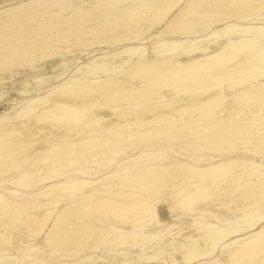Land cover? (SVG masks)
Returning <instances> with one entry per match:
<instances>
[{
	"label": "bare ground",
	"instance_id": "6f19581e",
	"mask_svg": "<svg viewBox=\"0 0 264 264\" xmlns=\"http://www.w3.org/2000/svg\"><path fill=\"white\" fill-rule=\"evenodd\" d=\"M85 2L64 0L61 10L49 13L69 14V20L76 14L85 13L81 7ZM142 2L112 13L106 21H99L90 29L80 31L78 37L85 36V41L76 45L96 44L99 42L95 37L97 29L109 31L116 25L123 26L120 36L139 34L136 27L142 18L153 16L154 20L144 29L171 17L164 27L161 26L162 29L160 27V35H170L190 25L192 19H199L198 25L210 30L207 40L201 43L197 36L191 40V36L181 40H165L154 46L156 59L152 62L144 59L145 47L137 46L134 50L141 55L132 64L124 66L127 69L122 70L121 79L116 78L112 70V73L99 75L98 70L105 66L104 63L81 66L50 92L41 96L38 94L39 97L33 98L26 109L14 110L8 117L0 118V174L3 175L10 167L19 166L41 149L43 152L35 161L46 165L45 170L33 168L18 174L17 179L2 177L0 180V217L16 222L14 232L17 239L29 241L28 248L21 247L20 256L17 252L18 264H25L24 257H29L31 264H47L46 247L51 255L64 253L69 258L73 257L74 260L68 264H93L99 257L105 264H132L142 259L173 264L174 257L169 261L161 257L169 249L172 234L155 240L160 234V220L156 212L159 199L154 197L161 186L166 188L169 185L166 177L171 171L175 175H183V179H193L192 187L188 190L181 187L174 197L169 198V207L175 213L186 208L187 212L193 211L196 215L214 213L217 220L221 215L226 217L218 210L195 205L207 199L206 181L217 184L220 189H229L217 198L220 200L240 190L234 206L249 204L254 209L264 202V165L263 161H257L260 157L264 158V25L227 23L228 18L259 15L257 12L264 9V0ZM207 15L211 20L206 19ZM0 20V23L11 25L20 18L15 12H10ZM217 23L222 26L211 31ZM37 24L38 33L29 34L21 41L24 44L27 41V46L32 48L30 57H34L38 49L39 56L52 52L44 47L37 48L45 35L43 27L46 25L41 22ZM13 44L7 42L5 46L10 52H18L19 49ZM2 49L0 59L5 58ZM123 53L131 54L133 48L116 49L112 54L115 56L108 63L121 64L127 59ZM158 56L162 59L159 60ZM150 65L153 66L152 72L147 70ZM127 109H131V116H127ZM214 111L218 116L207 120V115L211 116ZM184 114L188 116L187 120ZM211 128H216L213 133L208 131ZM180 129L187 132L186 135L201 133L200 146L206 151L213 140L215 148L221 149L220 153L216 151L222 157L217 159L216 152H211L209 156L187 154L188 161L178 158L164 161L161 150L141 154L137 162L129 161L133 164L130 165L131 169L138 164L136 168L142 176L156 179L161 175L162 179L161 184L144 188L145 194L138 187L129 185L137 183L133 173L121 176V180L114 179L115 182L111 183L105 182L110 179V171L105 169L103 175L98 177V170L88 167L90 163L98 168L112 164L117 155L119 157L133 145L170 137ZM49 140L52 142L46 144ZM232 140L237 141V145L232 146ZM154 156H157L156 163L150 162ZM191 160L194 163H190ZM84 161H87V165L66 172L65 168H75L74 165H82ZM236 166L239 170L234 173L233 167ZM33 170L41 173L42 179L38 182L32 177ZM226 175L230 177L229 181H226ZM240 179H243L244 186L250 183L251 189H237ZM103 212L119 217L122 224L114 227L108 215H102ZM254 214L252 217L244 215L239 221L245 223L244 229L251 227L243 237L244 242L216 260L204 258L213 252L217 242L230 235V231L221 224L193 218L192 230H197L198 234L204 230L206 232L199 237L202 246L194 241L186 244L183 262L264 264V255H261L264 252V224L254 231L255 226L264 221V216ZM188 234H185L186 238ZM38 238L39 241H36ZM148 242L151 243L146 245ZM101 244L106 248L98 254L96 249ZM33 246L35 251H31ZM130 247L139 249L135 252ZM8 249L9 245L0 240V250L5 252ZM132 252L136 254V259H133ZM14 259L0 256V264H13Z\"/></svg>",
	"mask_w": 264,
	"mask_h": 264
},
{
	"label": "rangeland",
	"instance_id": "374dc122",
	"mask_svg": "<svg viewBox=\"0 0 264 264\" xmlns=\"http://www.w3.org/2000/svg\"><path fill=\"white\" fill-rule=\"evenodd\" d=\"M54 1L55 0H0V18L5 17L6 15L8 16L10 12H15L16 14L19 15L20 18L18 22H13V24L11 25H5L4 23H0V49L3 47L2 53L4 54L5 57L0 59V118L8 117L9 115L13 114L14 110L26 109L27 108L26 106L27 105L29 106L31 104L33 98H37L42 94L50 92L52 88L55 87L58 83L63 82L67 79V77H70L72 73L76 70V68H80L81 66H86V65H93L94 63L100 62V63H104L105 66L106 65L108 66L105 67L103 65L102 68L98 70L99 75L104 76L106 74L112 73L113 71V75L116 78L121 79L123 77L120 75L122 70L127 69L124 68V66L127 67L128 65L132 64L133 60L139 58L141 55L139 51L134 50L136 49L135 47L137 46L145 47V53L143 54L144 59H147L152 62L156 59L154 58L156 56L155 54L156 49H154V46L159 45L163 41L168 39L181 40L187 36H191L190 37L191 40L193 36H197L200 39V42L202 43L207 40V37L209 36L207 35L208 31L210 33V30H204L203 28H201V26L198 25L199 19H192L191 21L192 23L187 27L181 28L170 35L168 34L160 35L159 31L162 29L161 26L164 27L169 22L171 17L169 18L168 16L158 25H155L148 29H144V26L146 24L150 23L151 20H154L155 17L153 16L151 18H142L141 22L136 27V29L139 30V34L136 35L130 34L124 37L120 36L121 31L123 30V26H118V25L112 27L111 29L109 28L108 29L109 31H106L105 28H99L95 33L96 35L95 37L100 43L98 42L90 46H86V45L77 46L76 45L77 43H84L83 41H85V36L78 37L80 31H86L90 29L92 26L96 25L99 21H106L107 17H109L110 15H113L127 7H132L134 6V4L135 5L143 4L142 2L143 0H86V2L81 5V7L83 11L87 14L79 13L69 20H67L69 14L52 15L51 13H49L51 11L61 10L64 7V5L62 4L64 0H57L56 2ZM107 7H111V9L108 10ZM261 10L257 12L259 13V15L253 14L245 18H241V17L228 18L227 23L230 22L242 23L247 25L251 22L257 25H264V9ZM206 19L211 20L210 15H207ZM37 22L46 24L43 27L45 35L43 37V40L40 41V44L37 46V48L44 47L45 49L50 50L52 52L47 56H39L40 50L38 49V51L34 52L33 55L34 57H30L32 48L27 46L28 45L27 41L25 42L26 44L22 43L21 41H24L26 36H28L29 34L35 35L38 33V29H36V27L38 26ZM221 26L222 24L220 23L214 24L213 27L211 28L212 29L211 31H215ZM106 39H108L109 41H106ZM54 40H58L59 42L55 43ZM7 42L8 43L11 42L12 44L14 43L13 45L17 49H19V51L10 52V50H8L5 46ZM128 46L129 47L131 46L133 48V53L131 54L123 53L124 56H127V59L124 62L116 65L108 63V60L113 56H115V54L113 56L112 54L116 49L121 47L124 48ZM107 51L109 53H107ZM158 57L157 58L159 60L162 59V57L160 56ZM147 70L152 72L153 66L152 65L148 66ZM38 94L39 96H37ZM217 114L218 113H215L214 111V114H211V116L207 115L206 119L207 120L213 119L215 116L216 117L218 116ZM131 115H132L131 109H127V116H131ZM183 117L186 120L188 119L187 118L188 116H186V114H184ZM213 129L216 128H211L208 131H210V133H213L214 132ZM186 133L187 132L180 129L175 133H173L170 137L165 136L159 140L146 141L145 143L133 145L131 148L127 149L126 152L123 151V153L119 154V157L117 155L116 160L114 159V161L111 162L112 164L109 163L111 166L109 164H106L107 165L106 167V165L104 164L102 165L103 167L100 165L101 167L99 166L100 168H98L97 165L90 163L88 164L89 165L88 167H91L94 170H98V173H96L98 177H100V175H103L105 169L110 171L111 173L110 179L105 180V182L112 181L111 183H114L117 178L121 180L123 176H126L128 174L130 175L133 173L136 177L137 183L136 184L130 183L129 185H131L132 187H138L139 189H141L142 193L145 194L144 188L149 187L151 185L157 186L158 184H161L162 179H161V175H159L156 179H153L152 176L149 177L142 176L141 173L136 168L138 164H135L132 167L133 170L131 169L130 165L133 164L129 163V161L137 162V158L139 157V155L144 153H150L151 152L150 150L152 151L161 150L162 152L161 154L165 158L164 161H172L177 158L183 161L184 160L188 161L189 157L187 154H194L196 156H209L211 152H216V155H218L221 152V149H218L219 147L216 146L215 148L214 145L215 142H213V140L211 141L210 144L211 146H209L207 151L205 148H201L200 143H201V138L203 137L201 133H197V132L192 133L189 134L190 136L186 135ZM262 139L264 140V136L262 137ZM234 141L235 140L231 141L232 146L237 145V141L235 142ZM51 142L52 141L49 140L47 141L46 144H50ZM216 150L219 151V153ZM42 152L43 149L37 150L34 152L33 155H31V157L28 160H26L23 163H20L19 166L10 167L9 169H7L6 172L3 173V175L7 173L5 176L0 174V178H1L0 180H2L3 178L9 179L12 177L13 178L11 180L17 179L19 177L18 174H22L26 170L28 171L33 168H38V169L40 168L42 170H45L46 167L44 168V166L46 165L43 162L35 161L39 158ZM177 152L181 154H178ZM262 152H264V149L262 150ZM233 153H231L230 155H234ZM125 155L126 157H124ZM155 157L157 156L151 157L152 160H150V162L156 163L157 160L155 159ZM220 157L222 156L218 155L215 158L219 159ZM257 161L258 162L263 161L262 164L264 165V158L260 157L259 159H257ZM192 162L193 161L191 160L190 163ZM31 164L33 165L31 166ZM83 165H87V161H84L82 165L81 164L74 165L75 168L73 166L67 167L65 168V170L66 172L70 170L68 172L70 173L72 171V168L73 170H76V167L77 169H79ZM34 170L32 177L34 178L35 182H38L39 180L42 179V176L41 173H39V171L36 172ZM237 170H239L237 166L233 167L234 173H237ZM118 172L120 175L118 174ZM172 172L173 171L168 172L169 175L166 177L168 181H170L169 185L166 186V188L165 186H161L157 190V193L155 194L154 197L159 199L156 205V212H157V218L158 220H160V227H158L160 230L157 228L160 234L155 240L157 241L164 239L169 234H172V240L169 249L165 253H162L161 257L168 261L174 257L172 261L173 264L187 263V262H183V260L185 259L184 256L187 251L186 244L189 241H194L196 244L202 246V243L199 242V240L201 241L199 237L201 234L205 233L206 230L202 231V233L200 232L199 234L197 230H192L193 226H191L192 225L191 221L193 218L195 217L202 218L209 222H213L219 225L221 224V226H223L224 228L228 229V231H230V235L217 242L214 245L213 252L209 255H206V258H204V259L210 258L211 260H216L225 256L227 252H229L234 248V246L238 244H242L244 242L243 237L244 235L247 234V231H249V229L251 228L249 226L244 229L243 227L245 223L239 222L244 215H248L247 217L249 216L252 217L254 214V210L255 211L259 210V212L256 211L258 214L255 212L256 215L254 214V216L257 217L262 215L264 216V202L258 204L257 205L258 208L255 207L254 209H252L253 205H249V204L242 206L240 205L234 206L233 204H235L236 201L235 198L239 195L240 190H236L235 192H233V194L230 197H226L224 198V200H220L217 198L226 194L229 191V189H225V190L220 189L217 186V184L209 183L208 181H206V183L208 184L207 185L208 189L206 192L207 199L204 201H198L195 205H202L207 209L218 210L220 212L225 213L226 217L225 215H221L219 221L217 220L218 218L215 216L214 213L211 214L198 213L196 215V213L193 211L192 212L188 211L189 212L188 213L186 208H181L180 209L181 211L178 210L176 211L177 213H175V211H171L169 207L168 204L169 198L171 199L172 197H174L176 190H179L181 187H183L185 190H188L189 187H192L193 179L191 177H188L186 180L183 179L184 177L183 175H175ZM113 174L115 175L114 177ZM225 179L226 181H229L230 177L226 175ZM242 181L243 179L237 181L238 184H240V186L237 189L247 188L250 190L251 184L246 183V186H244L242 184ZM28 191L30 192V190ZM70 199L73 198H69L68 200ZM230 205L233 206L231 207ZM249 212H251L252 214H250ZM108 213L103 212L102 215L104 216L108 215L107 217L109 220H111V223L113 224L114 227H118L117 224L120 225L122 224L118 219L119 217L117 216L114 217V215H111L110 213L109 215ZM16 224H17L16 222H13L10 219L0 217V238H1L0 240L6 242L7 245H9L10 247V249H8V251L5 250V252H3V250H0L1 251L0 256L15 258L13 264H18L17 261L18 259L16 257L20 256L19 253L23 249L29 247V241L21 242L20 240L17 239V235H15L14 232ZM162 224L164 226L161 228ZM261 224H264V221L259 223L257 226H255L254 231L258 230ZM126 229L129 230L130 228H126ZM193 231L195 232L193 233ZM186 233L187 234L189 233L188 238L185 237ZM194 234L196 237L194 236ZM240 239H242L243 241ZM37 240L39 241V238L36 239V241ZM150 243L151 242H148L146 245H149ZM21 247L24 248L21 249ZM138 247L141 248V246ZM31 248H32L31 251H35L34 246ZM103 248L104 249L106 248L104 244L99 245V247L96 249V252L100 254L101 253L100 251L104 250ZM130 249L131 250L135 249L134 250L135 252L138 251V249L135 247L133 248L130 247ZM176 249L179 252H176L177 251ZM48 250L49 249L47 247L44 249V251H46L45 255H48V259H49V262L47 264H68L69 262H72L74 260L73 257L69 258L67 255H64V253H57L51 255L50 251ZM17 252L19 256L17 255ZM132 255H134L133 259H136L135 258L136 254L134 252H132ZM261 255H264V252L261 253ZM29 259H30L29 257H24L23 259L24 263L31 264ZM97 260H95L93 264H100V263L105 264V262H102L101 257H99ZM3 264H9V263L3 262ZM132 264H164V263H159V261H155V260L142 259V260H137ZM192 264H196V263L194 262ZM214 264H218V263L214 262Z\"/></svg>",
	"mask_w": 264,
	"mask_h": 264
}]
</instances>
